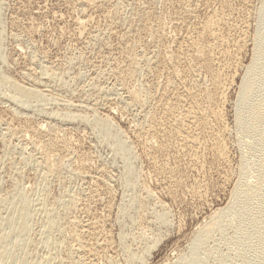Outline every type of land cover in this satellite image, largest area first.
<instances>
[{
    "label": "rangeland",
    "instance_id": "1",
    "mask_svg": "<svg viewBox=\"0 0 264 264\" xmlns=\"http://www.w3.org/2000/svg\"><path fill=\"white\" fill-rule=\"evenodd\" d=\"M262 1L0 0V241H24L0 264H194L195 233L257 178L234 112ZM236 223L204 264H264Z\"/></svg>",
    "mask_w": 264,
    "mask_h": 264
},
{
    "label": "bare ground",
    "instance_id": "2",
    "mask_svg": "<svg viewBox=\"0 0 264 264\" xmlns=\"http://www.w3.org/2000/svg\"><path fill=\"white\" fill-rule=\"evenodd\" d=\"M261 4H262L261 8L259 9L260 11H259L258 27L256 28L257 29V33H256V35L254 37L255 38L254 39V45L255 46L253 47L254 48L253 49L254 53H253V57H252L251 63L248 64V66L246 67L245 73H244V75L242 77V80L240 82V87H239L240 89H239V92H238L239 94L237 95L238 97H236L237 100L235 102L236 103V107H235V112H234L235 113V121H236L235 124L238 125V128L240 129V131L248 133L250 135L251 139L253 137V140L251 141V143L255 142V138L257 139V145L252 150L254 153L257 154L255 156L258 157L257 158V160H258L257 161L258 162L257 163V166H258L257 178H256L255 181H253V183H248V182L246 183L245 182V183L237 185L236 188L232 192V198L229 201V203L225 207H223V208L217 210L216 212H214L213 215H211L210 218H209L210 221L208 223H205L195 233V235L193 237V240L191 241V243L189 245V247H191L189 255H190V258H191V260H192V262L194 264H204L203 260L200 258V255L198 254L199 251L201 252L204 239L211 232V230L214 227V225L216 223H218L219 221H221L222 219H224L226 216H228L229 213H231V212L236 213V222H237L236 223L237 234L235 235L236 246H238L239 248H242L243 245H245V246L247 245L245 243H247L249 241V238H252V240L254 239L256 241H253L252 243H250V241H249V243H250L249 247L253 248L258 253V254L256 253V255H258V258H260V259L264 258V91H263V89H264L263 88V86H264V0L262 1ZM3 80H5V79H3ZM7 82L8 81H6V83ZM15 88L17 89L18 94H19V97H16V98L17 99L20 98V102L22 101V102H26V103L29 102L30 103V100L38 99V97H39V96L35 95L34 93H32L31 91H29L27 89H24L20 85L18 86L16 84V87L14 86V89ZM14 91L16 92V90H14ZM223 95H224V93H223ZM38 100H37V102H38ZM37 102H35V103H37ZM38 104H39V102H38ZM193 109H194V106H193ZM99 123L102 124L101 122H99ZM110 127H109V125H107V122H106L100 128L104 129V131L106 129V132L107 131H108V133L110 132V135L108 133L107 134L109 136L113 137V133L111 131L112 128H110ZM109 136H107V137H109ZM116 139H114V140H116ZM187 139L188 138H186V140ZM255 144H253V145H255ZM121 145H123V147H125V145L122 144V142H121ZM120 147H122V146H120ZM249 147L252 148V146H249ZM122 148H120V149H122ZM117 149H118V147H117ZM126 149L127 148H125V150ZM128 172H129V170H128ZM41 190H43V189L41 188ZM13 195H15V194H13ZM19 197H21V196H19ZM28 200L29 199L26 197V200L23 199L22 203H21V200H20V202L17 201V203H21L20 205L18 204L19 207L17 206V204H15L16 202L14 203L15 205L12 204L11 207L13 206L14 210H15V206L18 207L17 211L13 212L10 215V217L6 216L8 218V219H5L7 222L4 220L6 223H9V225H13L15 223L18 224V225L16 224L17 226L13 225V226H15L14 227L15 228L14 231H15V233L17 232V234H22L25 231V229H26V225H25V223H24V221L22 219H24L26 217V215H27L26 212L28 210H26V207L30 206V205H28V204H30L28 202ZM56 205H58V203ZM8 208H10V207H8ZM7 212H8V210H7ZM53 212H55V210ZM47 217H49V215H47ZM53 217H54V215H53ZM161 220H163V218H161ZM49 222H50V219H49ZM48 224L50 225V223H48ZM13 226H11V227H13ZM56 227H57V225H56ZM45 228H46V225H45ZM58 228H60V227L58 226ZM46 229H47L46 231L48 233L49 230H48V228H46ZM52 229H54V228L52 227ZM17 234H15V235H17ZM44 235H47V234H44ZM9 236L11 237V232H9L6 237L4 236L2 238V240L0 241V255H1L2 259L6 258L10 253H12V251H14L13 249L17 248V246H19L21 248H24L23 247L24 241H21L19 239V235L17 237V241L7 242L6 239ZM12 237H11V239H12ZM42 239H43V237H42ZM44 242H45V240H44ZM50 242H51V240L49 241V243ZM52 245H53V242H52ZM249 247H247V248H249ZM24 259H25V257H24ZM252 261H254V260H252ZM42 262H43L42 264H47L46 260L42 261ZM14 264H26V261H24L23 258L17 257ZM33 264H35V263H33ZM248 264H250V262Z\"/></svg>",
    "mask_w": 264,
    "mask_h": 264
}]
</instances>
